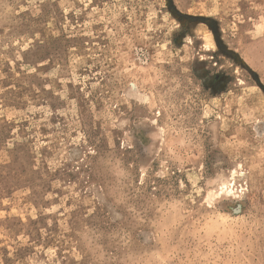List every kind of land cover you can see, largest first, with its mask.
Segmentation results:
<instances>
[{"label": "rangeland", "instance_id": "rangeland-1", "mask_svg": "<svg viewBox=\"0 0 264 264\" xmlns=\"http://www.w3.org/2000/svg\"><path fill=\"white\" fill-rule=\"evenodd\" d=\"M0 264H264V0H0Z\"/></svg>", "mask_w": 264, "mask_h": 264}]
</instances>
